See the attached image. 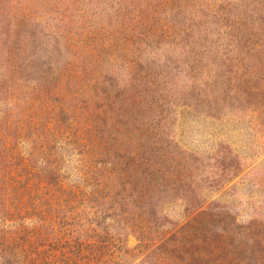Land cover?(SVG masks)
Here are the masks:
<instances>
[{
    "label": "rangeland",
    "instance_id": "obj_1",
    "mask_svg": "<svg viewBox=\"0 0 264 264\" xmlns=\"http://www.w3.org/2000/svg\"><path fill=\"white\" fill-rule=\"evenodd\" d=\"M0 264H264V0H0Z\"/></svg>",
    "mask_w": 264,
    "mask_h": 264
}]
</instances>
